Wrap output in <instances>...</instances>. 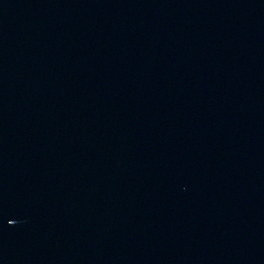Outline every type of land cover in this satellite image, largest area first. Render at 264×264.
<instances>
[{"label": "water", "instance_id": "water-1", "mask_svg": "<svg viewBox=\"0 0 264 264\" xmlns=\"http://www.w3.org/2000/svg\"><path fill=\"white\" fill-rule=\"evenodd\" d=\"M0 264H264V0H0Z\"/></svg>", "mask_w": 264, "mask_h": 264}]
</instances>
